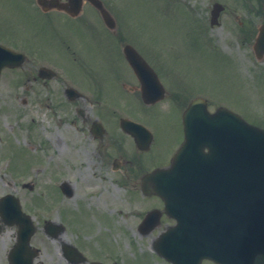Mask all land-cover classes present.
<instances>
[{
    "label": "rangeland",
    "instance_id": "374dc122",
    "mask_svg": "<svg viewBox=\"0 0 264 264\" xmlns=\"http://www.w3.org/2000/svg\"><path fill=\"white\" fill-rule=\"evenodd\" d=\"M215 1L105 0L118 17L119 26V35H113L109 39L107 33L111 32L97 26L100 24L93 17L94 8L89 4H86L84 14L78 19L67 16L65 19L60 14L57 17L51 14V19L35 4L32 5L30 0H0V40L8 38L33 58L60 65L80 85L91 83L92 76H87L70 58L79 60V56L86 57L82 58L84 66H97L94 63H105L107 66L112 64L115 67L110 68L121 73L125 69L124 61L120 59L119 62H107L108 52L115 45L121 53V44L124 41L131 42L155 64L166 80L173 81V75L178 72L201 80L203 93L212 97L211 109L221 103L225 104L243 114L249 121L264 127V59L257 60L252 50L256 28L264 20V0H217L224 3L226 9L221 15V23L212 27L210 10ZM79 19H87L89 23H93L94 29L87 26L85 33L78 28L80 24L73 21ZM204 24L207 27L205 29ZM72 51L78 53L70 55ZM111 57L114 58V55ZM34 62L25 63L21 69H5L0 80V130L4 131L6 138L16 135V143L26 144L32 140V151H28L26 155L21 156L19 150H15L16 164L33 171L39 164L35 161L41 158L36 153L53 151L50 140L59 144V138L63 135V157L55 158L51 165L55 163L58 167L70 161L77 168L75 175L69 176L77 180L79 188L83 190L86 186L98 184L104 190L110 178L101 180L98 174L106 173L108 168L104 170L100 166L102 161L93 146V140L83 136L81 132L69 135V123L63 124L60 121L62 112L59 104L61 100H65L59 92L60 82L51 79L43 85L41 81L28 79L27 73L33 75L37 71ZM91 69L97 74L96 68ZM101 70L106 77L112 74V69L102 67ZM85 88L97 90L94 99H99L101 103H90L96 114L102 112L107 103L104 95L106 92L103 91L105 89L89 85ZM106 91L110 103L124 105L127 101L130 104L112 78L106 81ZM187 96L183 94L180 100L175 99L176 104L181 105V100H187ZM168 100L164 104L171 108L173 103ZM135 104L131 106L136 109ZM175 111L176 109L173 110V121H176ZM107 118L114 119L109 116ZM166 121H172V118ZM28 126L31 130L27 129ZM156 128H159V144L161 150H164L178 133L164 123ZM117 129L112 128V137L116 135ZM58 154L61 156L59 152ZM144 169H148L145 164ZM58 176L57 169L53 170V178L50 172L40 176L34 191L36 195L48 181L45 187L46 199L51 207H56L59 200L56 186ZM107 177L111 175L108 174ZM152 200L147 197L143 201L144 209ZM128 210L130 205L125 209L127 216L115 222L132 226L137 218ZM33 212H37L36 217L42 219L41 213ZM153 238L150 235L135 238L129 231L124 237L113 235L110 243L113 254L121 259L122 264H170L153 251ZM203 264L212 263L205 261ZM260 264H264V260Z\"/></svg>",
    "mask_w": 264,
    "mask_h": 264
},
{
    "label": "flooded vegetation",
    "instance_id": "af4514ba",
    "mask_svg": "<svg viewBox=\"0 0 264 264\" xmlns=\"http://www.w3.org/2000/svg\"><path fill=\"white\" fill-rule=\"evenodd\" d=\"M30 2L37 3V0H30ZM28 59L27 63L36 60L29 54ZM79 64L84 66L82 63ZM126 69L124 75L114 76L120 86L124 88L130 102V109L128 108V111L122 113L115 109L112 110L110 107H103V111L96 114L91 103L99 104L98 102L86 101L89 97L85 96L83 92L79 91L82 94L79 96L70 90L71 85H76L72 82L68 84L64 75L57 74L53 78L60 82L59 92L65 97V100H61L59 104L62 112L60 121H63V124L69 123V135L81 132L83 136L93 140V146L102 161L100 166H103L104 170L108 168L106 173L98 174L101 180L110 178V182L106 183L108 186L105 185L104 190L98 184L86 186L83 190L79 188L77 180L69 176L75 175L77 166L70 161L66 165H58V167L55 163L48 166V152L45 154L36 153L41 155L40 160L37 159V161L43 163L40 171L36 172V176L32 179V170L29 167H21L16 164L15 152L16 149L19 150L22 156L26 155L28 151H32V140L26 144L16 143V135L6 138L4 131L0 130V264H29L32 262L33 252L36 253L34 264H93L94 262L102 264L119 262L122 264L121 259L112 251L110 242L113 235L114 237H124L128 235L129 231L135 238L158 235V228V230L154 229L145 234L140 227L148 211L163 206L158 195H145L141 179L145 173L165 165L167 158H170L176 148L168 145L167 150L163 151L159 145L154 143L147 151L151 152L150 155L146 157L147 161L151 160V167L144 169L143 153L146 151L140 149L134 137L121 127V119L126 117L140 123L156 124L161 117L170 116L174 109H181L189 103L190 100L182 99L181 105L184 104L183 106L176 104L175 99L180 100L183 94L188 95L187 98L203 95V82L189 78L185 74L173 75V81H169L154 67L168 90L169 103H173L169 108L164 104L166 99L155 103L145 102L141 93V83L133 68L128 65ZM27 78L41 81L43 85L50 81V79L41 78L37 72L33 75L28 73ZM92 82V87H102V84L97 83V80L93 79ZM94 91L97 90L94 89ZM131 104H135L136 109ZM70 110L72 111L69 112ZM107 116L114 119L109 120ZM96 120L101 123V127L95 122ZM172 126L178 133L175 140L179 139L183 132L181 123L175 121ZM112 128H118L113 137ZM27 129L31 130V127L28 126ZM62 139L63 135L59 138V144L50 140V147L54 149L51 151L52 155L49 156L51 162L55 158L63 157ZM68 140L72 141V139ZM155 145L158 148H154ZM55 169L59 171L56 184L59 200L56 207H51L46 199L45 187L48 181L36 195L34 191L37 189L39 177L50 172L53 178ZM108 174L111 177H107ZM129 183L131 185H128ZM11 195L19 198L24 217H19L15 197L3 200L6 196ZM147 197H151L153 200L146 204L147 207L144 209L143 201L147 200ZM127 205H130L128 211H131L137 218L130 227L120 221L115 222L121 217L127 216L125 213ZM33 210L41 213L42 219H38L37 212H33ZM52 210L55 211V216H48ZM28 215L33 216L36 228L30 242L26 243L25 235L30 230L32 222L31 219H26ZM171 222L173 220L163 213L160 227Z\"/></svg>",
    "mask_w": 264,
    "mask_h": 264
},
{
    "label": "water",
    "instance_id": "95a60500",
    "mask_svg": "<svg viewBox=\"0 0 264 264\" xmlns=\"http://www.w3.org/2000/svg\"><path fill=\"white\" fill-rule=\"evenodd\" d=\"M97 5L110 23L107 10ZM221 9L215 5L213 23ZM255 50L264 54V24ZM125 53L148 83L146 75L152 69L144 58L131 45H126ZM12 55L0 47V71L5 65L19 64ZM150 96L144 93L145 99ZM194 103L185 113V122L188 140L190 132L198 131V138L192 137L199 155L185 159L187 144L171 167L144 178L147 191L156 190L151 180H160L157 191L179 220L159 236L155 247L174 264H200L205 257L222 264H252L255 255L264 252V130L226 108L210 113L204 99L203 105L200 100ZM201 195L203 204L189 212L192 201Z\"/></svg>",
    "mask_w": 264,
    "mask_h": 264
}]
</instances>
